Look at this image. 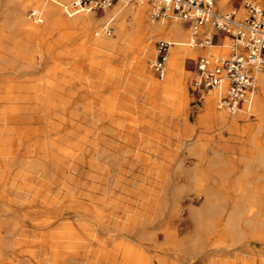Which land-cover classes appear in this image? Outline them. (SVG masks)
<instances>
[{
  "label": "bare ground",
  "instance_id": "1",
  "mask_svg": "<svg viewBox=\"0 0 264 264\" xmlns=\"http://www.w3.org/2000/svg\"><path fill=\"white\" fill-rule=\"evenodd\" d=\"M30 1L34 6L32 9L42 13L43 23L39 25L32 26L25 17ZM68 1L2 0L13 4L7 15L11 23L7 26L17 27L27 37L35 38L41 31L51 32L61 23L86 31L87 39L91 36L94 45L113 49L116 40L101 34L104 24H100L101 19L95 11L88 7L63 11ZM117 1H121L124 8L127 4L123 2L130 0ZM135 2L140 5L131 3L132 6L118 18V24L124 18L134 24L144 68L148 66V56H153L152 61L157 58L154 39L162 36L169 40L163 60L166 79L161 88L168 90L170 85H175L176 94L179 91V95L186 96L189 104L191 96L185 58L196 54L191 43H199L200 30L208 24L195 33L189 25L191 29L179 21L173 20L170 24L166 17L152 16L146 0ZM116 6L119 5L116 3ZM119 13L121 11H117L113 19ZM23 42L27 45V40ZM49 45L38 49V53L52 56ZM15 49L12 47L14 54ZM228 50L213 45L210 54H226ZM18 54L20 56L21 52L15 55ZM25 64L22 63L24 67ZM62 72V84H71ZM48 74L50 77L42 84L34 78L36 84L30 86L34 94L31 98L26 95L27 100L32 101L31 113L28 101L26 111L18 102L24 99L22 93H0V264H204L210 253H227L237 249L234 246L243 245H250L249 262L243 264H264L258 257L262 250L258 249V241L264 242V151L256 153V148L252 149V153L258 155L245 162L243 170L225 159L228 147L222 151L214 149L202 169L196 162L185 166L183 160L168 167L162 162H150L152 165L147 166L145 162L131 159L112 161L107 169L105 163L98 160L104 156V151L94 143L100 139V133L91 139L85 128H66L69 123L75 125L78 116L82 121L86 120L87 114L60 112L67 108L72 98L65 96L60 102L53 101V93L62 87L65 91L67 87L61 84L60 87L52 80L51 75L54 78L56 75L52 69ZM78 81V88H82L86 96L88 85L92 83ZM151 82L158 91L160 81L153 78ZM258 83L260 93L254 98L259 108L264 104V70L258 73ZM13 84L18 91L22 88L21 83ZM28 91L31 90L28 88ZM212 92L203 96L208 110L204 116H212L220 125L230 123L234 119L231 120L225 110L215 107L214 98L219 97V89H212ZM218 106L224 108L219 103ZM82 107L87 108L86 101ZM24 111L27 114H23ZM101 117L102 113L98 112L94 123ZM34 118L46 121L41 129L37 127L39 132L35 133L34 144L29 146L28 155L32 153L34 158L19 160V149L29 130L23 124L31 123ZM191 127L187 123L186 131ZM235 127L232 124V128ZM38 133L41 136H37ZM90 140L94 144L89 143ZM254 140L251 141L255 143ZM18 160L21 168L12 175V167ZM199 169L204 170V175L196 173ZM159 170L167 173L153 178L148 176ZM177 170L182 172L180 179L187 181L176 179L174 172ZM48 171L60 175L47 176ZM136 171H140L139 175ZM111 185L112 189L108 191ZM107 223L113 226L114 233L109 232Z\"/></svg>",
  "mask_w": 264,
  "mask_h": 264
},
{
  "label": "rangeland",
  "instance_id": "2",
  "mask_svg": "<svg viewBox=\"0 0 264 264\" xmlns=\"http://www.w3.org/2000/svg\"><path fill=\"white\" fill-rule=\"evenodd\" d=\"M71 1L72 0L68 1L65 4L66 7L64 5V9H62L63 11H69L70 8L68 7V4ZM135 1L138 0H130L127 2L122 1L124 4H127V6L124 7L125 9L122 8L123 6L121 5V1H115V5L113 3L105 10H97L91 8V11H95L98 18L100 17V24H104V22L108 18L115 15L117 11H121V13H119V15L115 16V18L113 19V32L111 34H107L105 31H103L101 34L112 37L117 41L114 48L117 47V44L123 45L124 43L128 42L129 45L127 47L126 54V58L128 59V61H130L133 56L139 54L141 46L138 44V42L136 43L137 35L134 33V24L130 22L128 18H124L122 22L118 24V18H120L122 13H125V10L128 9V7L132 6V4H135L136 6H138V4L140 5V3ZM146 1L150 8L151 6L149 5L148 0ZM246 1H254L260 4H264V0H236L234 4L241 5L239 11L240 16L245 13L244 4ZM31 3L32 2L30 1V4ZM116 3L119 6L121 5V8L119 6L118 8L116 6ZM30 4L25 11V17H27L26 19H28L27 21H29L32 26L43 23L34 22L29 17V12L34 7L32 4ZM231 5L232 3L228 2L227 0H215V7L217 10H225ZM12 7V2L4 3L2 2V0H0V25L4 26L6 24V21H4L2 18H4L5 16L7 17V15L11 12ZM161 17H166V21H168V23L170 24L174 22L173 20H175L179 21L185 27H188V29L190 28L188 24H186L183 20H177L172 15H163ZM9 23H11V21ZM117 25H119V27H117ZM66 26L67 25L63 26L61 25V23H58V28L52 31L50 30L51 32H49V30H46L37 33L36 41L37 44L40 45L39 48L43 49L47 44H50L48 50L50 53L54 54L53 58L49 57L45 60H40V57L36 54L35 61L31 62L30 65L25 66L23 69H0V93L3 95L7 93H22L24 96L22 94L21 95L24 97V99L18 102H20V105H24L23 107H25V105L29 103V105L27 106L29 109V113H31L32 109L30 110L29 107L32 105V101L30 102V99L27 100L28 96L26 97V95H29L30 97L28 98H31V95L33 96L34 92L30 88V84H27V82L31 80L30 78L34 75H40V77H42L43 79V74H45L44 80L47 79V77H49L47 76L48 71L51 70L49 69V67L50 65L53 66L52 62H54V64L61 65V67L56 68L57 76L54 79L60 78L61 80L59 82V86L60 84L63 86L64 84L62 83L64 81L61 75V70H63L62 74L64 73L63 76L66 77V79H64L67 81L69 79V81H71V84L68 83V85H64L68 88H66L67 90L65 89L66 92L63 90L64 87L58 88L59 90H62H56V92L53 93L52 99L53 101L60 102L61 97L70 96V98L72 99L68 101L67 108L61 110L60 112L63 113L72 111L78 114H87L86 120L82 121V118L78 116L77 118H75V125L73 123H69L67 124L66 128H85L91 139L94 138L95 135H98V133H100V139L95 140V142L90 140L89 143H96L97 147L101 148L104 151V156L100 157L98 160L102 163H105L107 169L110 168V163L112 161L122 162L130 159L139 162H145L147 166L152 165V163L150 162H162L163 165H166L168 167H172L177 160H183L185 166H191L194 162H196L199 163V167L202 169L207 165V160L209 159L210 154L214 149L222 151L225 150L224 147H228L226 150L227 153L225 159L230 163L237 164L238 167L243 170L245 162L252 160L253 156L256 157L258 155H254L255 152L258 153V150L264 151V104L260 105V110L258 107H256V98H254L253 101L250 102L251 104H248V102H244L238 112L231 113L224 108H219V97L214 98V103L217 110H225L228 115H230V119H234L230 123L220 125V123L215 121L212 116H204V114L208 110L206 109L203 96L208 93L212 94V90H210L209 92H202L199 97L197 93L195 94L194 91L192 79L195 75V72L193 71L194 64L192 59L197 58L199 55L210 54L213 45H217L219 47L227 49L229 48V52L231 42L228 37L224 38L223 44L221 45L218 40H216L214 44L205 47H202L195 41L191 43V46L196 50V54L187 55L184 63V67L188 75L187 85L189 87V93L191 96V101L189 104L188 98L186 96L182 97L181 95L174 92L175 85H170V89L168 90L160 89L162 85H165L163 84V81L166 78H164L165 76H163L162 78L159 76L158 71L154 69V61L151 60L152 55L148 56V66L145 69H147L152 74V77L155 80L160 81V84L158 85L159 90L156 91L158 87H153L152 82L150 81L147 89L154 88L153 96L160 98L162 100V103H167L166 105H163L158 101V99L154 98L155 104L152 105L151 98L146 97L147 91L145 92L144 96L142 85V82L144 81L138 78L136 71L137 68L133 63H131V67L129 68V70L123 71V74L122 68L118 69L116 67H113L116 66L115 64L117 63V58L111 61L110 65L112 66H104L105 61L102 60L99 55L103 56L109 53L117 55L116 51L107 50V47L94 45L91 41V36L90 39H84L83 37L79 36L75 39V35L86 34L84 33L86 31L82 32L79 27ZM131 31H133V36L129 37ZM215 31L216 29L211 24L204 26L200 30L198 41L204 39L206 33L213 34ZM17 32L18 31L16 27L9 29L10 38L11 36H17ZM70 33L71 38H68ZM121 33H123L124 36L119 35ZM160 40H165L167 42L169 41L167 38L162 36H158L157 38H155V51H157L156 49ZM32 47V45H29L28 47L24 48L23 52L26 56L32 53ZM119 50L121 52H124L125 47L123 48L121 46L119 47ZM62 51H66L67 54L73 55L75 57H79L80 54H84L87 59H69V57H61L59 56V53H61ZM40 53L41 52H39L38 54ZM141 57L142 56H140V59ZM149 62H152V65H149ZM18 63L25 64L27 62H24L20 59ZM75 63L76 69L71 68ZM91 63L92 65L89 66ZM85 64H88L87 69L84 68ZM18 74L21 75L17 76ZM54 79L52 80L54 81ZM78 79L85 80L88 83H92H90V86L88 85V92L86 93V96L81 90L82 88H78ZM15 82H17L18 84L21 83L22 88H20L19 91L13 86V83ZM126 84H130L133 89L132 93H128V91L125 89ZM27 87L31 91H28ZM215 89L216 88H214L213 90ZM192 91L194 94H191ZM259 93L260 91L258 85L255 95H258ZM175 100H177V103L173 105ZM85 101L87 103V108L84 109L82 107V104ZM116 103H118L119 107H116ZM26 107L25 111L27 110ZM25 111L23 112V114H27V112ZM98 112L102 113V117L95 124L94 121L96 120V115ZM169 114H171L172 116H169ZM199 115L200 122L198 121ZM183 118H187L190 121V123H188L189 126H192V129L190 131H186L183 123ZM43 122L44 121H42L41 119L35 120L34 118V121L32 120L31 123L29 121V123L25 122L23 124L27 126L26 129L29 130L28 134L25 136L22 146L19 149V160L21 158V160H24L23 158H34L33 156H31L32 153H29L30 156L28 155V150L31 148L29 146L34 144V138L36 136L35 133L39 132L36 130L38 128L41 129L45 125L46 121L44 123ZM232 124L234 125V127L236 124L237 127L232 128ZM30 125L32 127H30ZM37 136H41V134L38 133ZM252 139H255L256 142L254 140L255 143H253L251 141ZM154 148L158 150L154 151ZM254 148H256V151L252 153V149ZM19 160L18 163L15 164L16 166L14 165V167H12V175L14 174V171L16 172V170H19L18 167L21 168ZM203 171L199 169L196 173L199 176H202L204 175ZM48 172H46L47 176L60 175V173L58 174L57 172ZM135 173L136 175H139L140 171H136ZM166 173L167 172L164 170H159L156 173H150L148 176H151V178H153L156 175L162 176ZM181 173V171L177 170L174 172V176L181 182L187 181L185 179H180L181 177H183ZM112 186L113 185L108 188V191L112 189ZM107 227L110 233H114V228L110 223H107ZM258 242V249H262L258 257L261 258L260 261H263L264 242H262L261 240ZM234 247H237V249L232 250L231 252L226 253L215 251L208 254L205 257L206 261H204V264H243L249 262L250 245Z\"/></svg>",
  "mask_w": 264,
  "mask_h": 264
},
{
  "label": "built area",
  "instance_id": "3",
  "mask_svg": "<svg viewBox=\"0 0 264 264\" xmlns=\"http://www.w3.org/2000/svg\"><path fill=\"white\" fill-rule=\"evenodd\" d=\"M117 0H72L68 7L76 10L89 7L105 10ZM232 5L225 10H217L215 0H148L150 14L155 17L169 13L183 20L195 33L206 24L216 31L205 34L198 41L202 46L213 44L216 40L230 39V51L227 54H204L192 59L195 75L192 79L194 90L202 93L214 88L219 89V104L237 111L244 102H251L258 87V73L264 70V4L246 1L245 14L240 16V4L236 0H227ZM29 17L41 23L43 17L31 9ZM113 16L104 22V31L113 32ZM170 43L160 40L157 58L153 63L159 76H164L163 60Z\"/></svg>",
  "mask_w": 264,
  "mask_h": 264
},
{
  "label": "crops",
  "instance_id": "4",
  "mask_svg": "<svg viewBox=\"0 0 264 264\" xmlns=\"http://www.w3.org/2000/svg\"><path fill=\"white\" fill-rule=\"evenodd\" d=\"M4 21H6L5 23V25L4 26H2V25H0V53L1 52H3V54H6V55H3L2 53V55H0V58L2 57V59H0V61H1V63H0V65L2 66L4 63L6 64H4L2 67L4 68V69H6L8 66V68H14L15 67V69H18L19 67H21V65L22 64H19L18 63V61L21 59V60H23L24 62H27L25 65L26 66H28V65H30V63H31V61H35V59L33 60L32 59V57L34 58L35 57V55L37 54L38 56L40 55V54H38V49H40L39 47H40V45H38L37 44V41H36V37L34 38V37H29V36H32V35H28V37H29V40H28V37L24 34V32H22L21 30H19L17 27V36H15V37H11L10 38V35H9V29H11L10 27H8L7 26V23L8 22H10L11 21V18H9L10 19V21L8 20V17H4V18H2ZM2 27H3V29H2ZM20 31V32H19ZM5 33V34H1V33ZM119 35H121V36H124V34L123 33H121V34H119ZM78 36L79 37H83L84 39H87V37L89 36L87 33L86 34H82V35H75L74 37H75V39L76 38H78ZM131 36H133V31H131L130 32V34H129V37H131ZM3 37H5V38H3ZM73 37V38H74ZM33 38V39H32ZM10 39V40H9ZM23 40L24 41H26L27 40V42H26V44L27 45H25V44H23L24 42H23ZM72 40H74V39H72ZM129 40V39H128ZM23 42V43H22ZM117 42V41H116ZM25 46H23L22 44ZM219 43L221 44L222 43V41H219ZM29 45H32L33 47H32V53L30 54V55H28V56H26L25 54H24V52H23V50H24V48H26V47H28ZM128 45H129V43L128 42H126V43H124L123 45H118L117 44V47L116 48H111V49H109V48H107V50H111V51H116V53H117V55H113L112 53H109V54H105V55H99V57L102 59V60H104L105 62H104V66H112V65H110L111 64V61L112 60H115V58H117L116 60H117V63L115 64L116 66H113V67H116V68H118V69H120V68H122V74H123V71L124 70H129V68L131 67V63H133L135 66H136V71H137V75H138V78L139 79H141V80H143L144 82H142V85H143V91H144V96H145V92L147 91V94H146V97H149V98H151V103H152V105H154L155 104V102H154V98H156V99H158V101L159 102H161L162 103V100L160 99V98H158V97H154L153 96V91H154V88L152 89H147V87H148V84H149V82L153 79V77H152V74L147 70V69H145L143 66H142V62H141V60H140V56H142V53H141V50L139 51V54L138 55H136V56H133L131 59H130V61H128V59L126 58V54H127V47H128ZM8 46H9V48H11L10 50H9V48H8ZM125 47V51L124 52H121L120 50H119V47ZM12 47H14V48H16L15 50V54H17V53H19V52H21V54H20V56H19V54L18 55H15L14 54V52H12ZM6 48V49H5ZM18 49V50H17ZM20 50V51H19ZM7 51H9V52H7ZM18 51V52H17ZM13 53V54H12ZM33 55V56H32ZM54 54H52V56H49V55H40V58H41V60H45L46 58H49V57H54L53 56ZM7 56V57H6ZM15 56V57H14ZM18 57V59H16L17 57ZM59 56H61V57H66V58H68L69 57V59L70 58H75V59H80V58H85V59H87L85 56H84V54H80V56L78 57H75V56H73V55H70V54H67L66 53V51H62L61 53H59ZM58 57V56H57ZM5 60H4V59ZM29 58V59H28ZM55 59H57V58H55ZM54 59V60H55ZM15 60V61H14ZM11 61V62H10ZM30 62V63H29ZM12 63V64H11ZM53 64V66H51L50 65V67H49V69H52L53 70V72H54V74H56L55 75V77L57 76V72H56V68H58V67H61V65H59V64H54V62H52ZM24 64V63H23ZM28 64V65H27ZM10 65H12V66H10ZM92 65V63L89 65V66H91ZM14 66V67H13ZM17 66V67H16ZM23 66V68H24V65H22ZM2 67H0V69H2V70H4ZM52 67H54V68H52ZM65 68H67V67H65ZM71 68H75L76 69V63L71 67ZM71 68H69V69H71ZM84 68L85 69H87L88 68V64L86 65L85 64V66H84ZM20 69H22V67L20 68ZM55 70V71H54ZM50 71V70H49ZM19 75H21V74H18L17 76H19ZM37 76V77H36ZM34 75V77H31L30 79L31 80H29L28 82H27V84H30V86L31 85H33V84H36V82L37 83H39V82H41L40 84H42V83H44L43 81H44V79H42V77H40V75L38 76V75ZM47 76H49L50 77V75L49 74H47ZM151 76V77H150ZM43 77H45V74L43 75ZM52 77H53V79H54V76L52 75ZM59 77H60V75H59ZM34 78H36V82H35V79ZM39 78H41V81L40 80H38ZM157 78H160V77H157ZM34 79V80H33ZM56 80V82L55 83H59L60 82V80H58V79H54V81ZM128 80V79H127ZM32 81V82H31ZM57 81H59V82H57ZM125 89L128 91V93H132L133 91V89H132V87L130 86V84H126L125 85ZM160 89H162L161 87H160ZM175 91H177L176 89H174ZM174 91V92H175ZM195 91V94L197 93V95H198V97L200 96V92H198V91H196V90H194ZM176 93V92H175ZM178 93H179V91H178ZM177 93V94H178ZM191 94H194L193 93V91H192V93ZM131 100V99H130ZM132 101V100H131ZM118 102V101H117ZM177 103V100H175V102L173 103V105L174 104H176ZM163 105H166L167 103H162ZM172 105V104H171ZM193 106H194V104H193ZM116 107H119V105H118V103H116ZM169 116H172L171 114H169ZM199 118H198V121L200 122V115L198 116ZM162 119V118H161ZM164 119V118H163ZM183 123H184V126H186V124L187 123H190V121L187 119V118H183ZM183 126V127H184ZM183 134V133H182Z\"/></svg>",
  "mask_w": 264,
  "mask_h": 264
}]
</instances>
